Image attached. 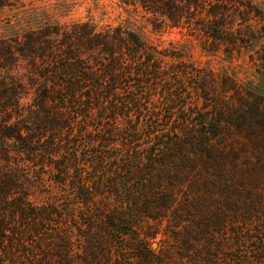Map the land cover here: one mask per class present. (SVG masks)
Segmentation results:
<instances>
[{"label":"trees","instance_id":"16d2710c","mask_svg":"<svg viewBox=\"0 0 264 264\" xmlns=\"http://www.w3.org/2000/svg\"><path fill=\"white\" fill-rule=\"evenodd\" d=\"M36 1L0 0L21 12L0 36V264H264V6L121 0L208 53L248 50L243 82Z\"/></svg>","mask_w":264,"mask_h":264},{"label":"rangeland","instance_id":"374dc122","mask_svg":"<svg viewBox=\"0 0 264 264\" xmlns=\"http://www.w3.org/2000/svg\"><path fill=\"white\" fill-rule=\"evenodd\" d=\"M255 1L264 6V0ZM34 5L39 7L37 10L39 15L42 14L45 19L50 16L53 21L60 24H70L73 21H91L101 27L124 23L138 30L153 44L182 54L185 60L211 66L218 72H227L237 76L243 82H257L259 78L248 50L236 58H229L223 51L215 54L208 53L186 29L166 27L155 30L149 24L147 16H142L143 13H135L132 10L139 9L125 5L121 0H44L36 1ZM31 7L29 6L28 10L25 11L36 12V9ZM126 10L130 11L127 12ZM20 16L21 12L0 8V36L13 35L10 24H15L16 17ZM32 197L36 202H42L46 200L47 195L44 191L37 189L32 191ZM73 223L77 224L76 221ZM158 239L159 237L154 240L157 246ZM154 243L152 246L155 248L157 246Z\"/></svg>","mask_w":264,"mask_h":264},{"label":"water","instance_id":"95a60500","mask_svg":"<svg viewBox=\"0 0 264 264\" xmlns=\"http://www.w3.org/2000/svg\"><path fill=\"white\" fill-rule=\"evenodd\" d=\"M157 246V243H154Z\"/></svg>","mask_w":264,"mask_h":264}]
</instances>
